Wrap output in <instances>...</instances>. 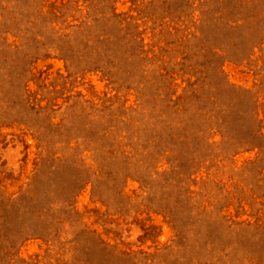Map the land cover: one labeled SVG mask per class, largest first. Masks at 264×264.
Returning a JSON list of instances; mask_svg holds the SVG:
<instances>
[{
  "label": "rangeland",
  "instance_id": "374dc122",
  "mask_svg": "<svg viewBox=\"0 0 264 264\" xmlns=\"http://www.w3.org/2000/svg\"><path fill=\"white\" fill-rule=\"evenodd\" d=\"M0 264H264V0H0Z\"/></svg>",
  "mask_w": 264,
  "mask_h": 264
}]
</instances>
